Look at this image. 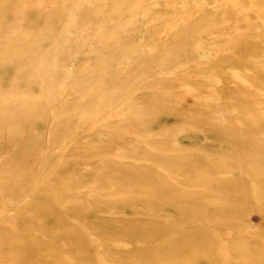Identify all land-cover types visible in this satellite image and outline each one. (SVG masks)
Instances as JSON below:
<instances>
[{"label":"rangeland","instance_id":"rangeland-1","mask_svg":"<svg viewBox=\"0 0 264 264\" xmlns=\"http://www.w3.org/2000/svg\"><path fill=\"white\" fill-rule=\"evenodd\" d=\"M26 2L49 3L51 16L73 26L58 31V41L42 36L45 60L32 80L0 72V264H13L31 238L47 248L58 237L66 251L72 245L62 239L74 231L84 250L99 251L77 207L90 223L108 220L119 229L131 221L144 226L153 214L160 227L173 224L168 217L177 208L166 204L157 213L143 203L160 200L157 190L185 202L203 198L215 211L264 206V172L254 170H264V0L12 6ZM80 8L89 12L82 26ZM250 218L238 232L198 221L189 227L222 251L240 246L264 257V214ZM115 241L108 242L110 262L115 250L148 246ZM70 258L57 256L63 264Z\"/></svg>","mask_w":264,"mask_h":264},{"label":"bare ground","instance_id":"bare-ground-1","mask_svg":"<svg viewBox=\"0 0 264 264\" xmlns=\"http://www.w3.org/2000/svg\"><path fill=\"white\" fill-rule=\"evenodd\" d=\"M14 0H0V72L11 73L17 79L32 80L31 74L40 70V64L44 63V56L38 50V43L42 36L52 38L58 41L64 27L73 26L71 20L65 25L63 20L57 14L51 16L48 4H41L40 7H34L29 2L21 3L18 6H12ZM82 16L81 26L88 20L89 12L79 9ZM90 14L92 12L90 11ZM7 18L12 20L9 27L5 25ZM20 25L19 22H23ZM10 28V32L6 31ZM32 70V71H30ZM27 74L31 75L29 78ZM178 171L181 167L174 166ZM171 170L175 171L173 168ZM257 173H263L259 166H255ZM185 172L184 170H181ZM110 181L111 178H106ZM165 188L171 189V185L164 183ZM228 187V186H225ZM225 187L221 190L225 191ZM157 195L162 196L157 202H145L147 209L159 213L164 206L171 205L178 209L177 216L173 221L168 217L169 222L173 224L162 225L159 223L157 214L149 216L144 226H137L133 221L123 224L119 229H114L112 223L108 220H99V222L90 223L83 208H76L74 215L81 216L85 214L86 231H89L96 238L97 245H102L100 250L94 253L92 248L85 250L80 245L78 232L74 231L71 238L62 239V243L71 244L66 251L58 249L59 238L57 237L50 247H45L29 239L19 248V255L11 258L13 264H63L57 259L58 254L67 252L71 258L69 264H196V259L204 254H212L218 259L230 262L231 259L239 260L233 264H264L263 252L255 254L253 250H247L240 246H233V252L230 250L222 251L218 245L213 242L204 232L193 231L191 224L194 222H204L212 226L219 233L226 231L238 232L245 228L247 222L251 221L250 216H263L264 206L257 211L249 208V205L229 206L227 210L212 209L205 199H189L186 202L181 196L172 198L164 190ZM177 200V201H176ZM118 206L127 205V201L117 202ZM186 205V207H184ZM64 212L69 211L64 210ZM61 218V217H59ZM252 222V221H251ZM37 220L34 219L36 226ZM243 226V227H242ZM185 232H191V236H182ZM116 240L124 243H146V248L133 249L128 252L115 250L117 260H111L108 257V242ZM119 243V244H120ZM89 245H93L92 241ZM98 245V246H99ZM74 246V247H73ZM95 247V246H94ZM256 250V249H254ZM43 252V256L36 258L38 252ZM241 252V254H240ZM1 255V253H0ZM226 255L232 258L225 259ZM95 256H99L95 258Z\"/></svg>","mask_w":264,"mask_h":264}]
</instances>
